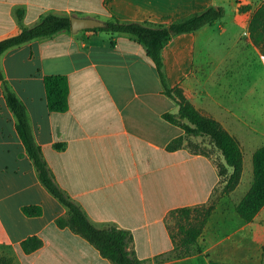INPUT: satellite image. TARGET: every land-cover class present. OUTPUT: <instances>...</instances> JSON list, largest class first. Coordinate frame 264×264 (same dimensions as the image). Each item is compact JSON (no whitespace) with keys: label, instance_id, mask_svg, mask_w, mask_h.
I'll return each mask as SVG.
<instances>
[{"label":"crops","instance_id":"crops-1","mask_svg":"<svg viewBox=\"0 0 264 264\" xmlns=\"http://www.w3.org/2000/svg\"><path fill=\"white\" fill-rule=\"evenodd\" d=\"M262 1L0 0V39L48 14L104 22L114 17L158 27L221 6L223 16L213 24L166 42L162 72L168 87H182L197 110L236 138L245 161L244 151L252 158L264 144V134L257 137L255 127L261 126L263 115L251 108L249 86L238 81L251 77L244 62L252 49L264 57L248 27ZM222 61L243 63L241 69L226 72L225 84L218 80ZM0 74V264H113L85 238L55 224L67 209L40 182L16 130L5 86L23 105L57 187L96 228L127 231L128 250L143 264H264V206L252 221L235 210L252 173L242 191L244 169L237 186L223 194L226 199H214L218 170L200 149L187 145L188 139L201 136L185 137L180 147L167 148L184 136L181 127L162 116L176 114L178 106L163 93L145 46L133 35L59 31L5 50ZM52 75L68 82V105L61 112L47 106L43 80ZM212 201L214 208L197 238L201 252L176 256L170 212ZM25 206H39L41 213L27 215ZM31 236L42 244L25 252L21 243Z\"/></svg>","mask_w":264,"mask_h":264},{"label":"trees","instance_id":"trees-1","mask_svg":"<svg viewBox=\"0 0 264 264\" xmlns=\"http://www.w3.org/2000/svg\"><path fill=\"white\" fill-rule=\"evenodd\" d=\"M223 16L222 7H209L203 12L192 15L182 21L158 27H148L138 23H123L114 17L105 22V26L94 28L102 31L126 32L139 40L146 49V55L156 68L163 87V93L178 106L176 114L164 113L162 116L168 122L178 125L184 130V136L177 137L167 148L174 150L182 144L185 137L206 136L220 152L224 164L219 167L220 175H226L230 168L221 194H228L239 183L243 169V154L236 138L231 135L216 119L202 114L189 101L184 89L179 85L168 87L162 72L161 50L175 34L194 31L205 24H213ZM69 17L44 15L32 27L21 28L16 34L0 39V55L10 47L20 45L30 40L51 36L59 31L70 30ZM249 32L252 42L264 48V0L255 7L249 19ZM1 77V74H0ZM46 101L49 110L64 111L68 103V82L65 76L52 75L44 77ZM5 99L16 118V130L34 164L40 182L67 209L65 216L56 218L59 228L67 227L79 234L95 246L100 254L113 264H143L135 254L128 250L129 234L115 227L96 228L87 219L82 210L65 195L53 181L44 162L39 146L34 142L25 109L18 98L8 87H4ZM252 182L246 193L235 205L236 213L245 221H252L258 211L264 206V144L255 149L252 154ZM214 208V201L208 205L182 207L170 212L175 221L172 239L175 244L176 256L201 252L197 238ZM23 212L27 215H39V206H25ZM42 244L37 236H31L22 241L25 252H30Z\"/></svg>","mask_w":264,"mask_h":264},{"label":"rangeland","instance_id":"rangeland-1","mask_svg":"<svg viewBox=\"0 0 264 264\" xmlns=\"http://www.w3.org/2000/svg\"><path fill=\"white\" fill-rule=\"evenodd\" d=\"M248 56H249L248 62L246 61L244 62V67L245 69L248 68V70L251 73V77L248 79L240 78L238 81L240 82V86L242 87L249 86L250 93H248V95H249V102L251 104V108L253 110L259 111L263 115V121L261 123V126L260 127L255 126L257 130L259 131L258 132L259 134L257 135V137H263V134H264V74L262 73V70L264 68V57H261L258 54H256V52L253 49L251 50ZM242 66H243L242 62L231 63V64L228 63L227 61L220 62L219 63L220 74L218 77L219 84H225V82L228 80L226 78V72L229 69L237 70V69H241ZM205 69H209V66H207ZM187 145L189 148H192V149H195V148L197 150L200 149L204 153V155L210 159L213 165L216 166L217 170H219V167L224 164V160L220 152L215 148V146L212 144V142L210 141L208 137L201 136L195 139H188ZM244 154H245L244 155L245 161H243L244 180H243V184L239 192L242 191V189L245 186L246 179L252 173V161L250 157L251 155L247 150L244 151ZM229 172H230V168H226V175L225 174L220 175L218 171L219 185L215 189L212 198L215 199L216 197L219 196L218 199H220L221 197L226 199V195L221 194V189L225 183L226 176L229 174ZM172 227L173 229H175V221L173 219H172Z\"/></svg>","mask_w":264,"mask_h":264},{"label":"water","instance_id":"water-1","mask_svg":"<svg viewBox=\"0 0 264 264\" xmlns=\"http://www.w3.org/2000/svg\"><path fill=\"white\" fill-rule=\"evenodd\" d=\"M70 30L75 33L80 30L84 29H94V28H101L105 26V22L88 18V17H77V16H70Z\"/></svg>","mask_w":264,"mask_h":264}]
</instances>
